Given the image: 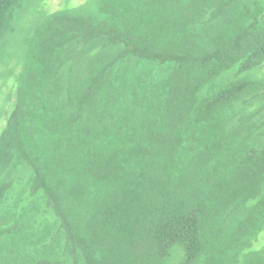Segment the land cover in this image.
Listing matches in <instances>:
<instances>
[{
	"label": "trees",
	"instance_id": "16d2710c",
	"mask_svg": "<svg viewBox=\"0 0 264 264\" xmlns=\"http://www.w3.org/2000/svg\"><path fill=\"white\" fill-rule=\"evenodd\" d=\"M263 237L264 0L46 16L0 135V264H264Z\"/></svg>",
	"mask_w": 264,
	"mask_h": 264
},
{
	"label": "rangeland",
	"instance_id": "374dc122",
	"mask_svg": "<svg viewBox=\"0 0 264 264\" xmlns=\"http://www.w3.org/2000/svg\"><path fill=\"white\" fill-rule=\"evenodd\" d=\"M88 1L92 0H21L13 11V30L0 36V135L15 105L34 30L46 16L62 9H78Z\"/></svg>",
	"mask_w": 264,
	"mask_h": 264
}]
</instances>
